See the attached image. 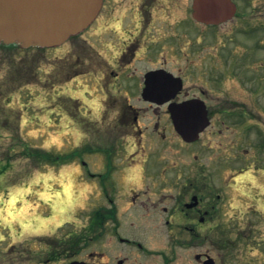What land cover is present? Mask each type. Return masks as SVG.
I'll return each mask as SVG.
<instances>
[{
  "label": "flooded vegetation",
  "instance_id": "flooded-vegetation-1",
  "mask_svg": "<svg viewBox=\"0 0 264 264\" xmlns=\"http://www.w3.org/2000/svg\"><path fill=\"white\" fill-rule=\"evenodd\" d=\"M234 4L231 17L206 23L194 18V0H103L89 27L90 44L80 42L68 52L69 41L59 47L58 71L62 75L67 72L65 79L57 80L53 109L57 117L69 122L66 102H71L97 138L101 129L112 125L110 147L103 150L108 164L107 188H100V174L89 175L97 181L101 195L96 191L94 197L102 204L90 216L92 236L81 239L80 232L64 233L61 226L53 233L47 227L51 235L30 236L34 241L24 237L13 242L5 237L0 243L8 241V253L23 246L21 264H142L147 255L154 254L143 246L145 239L156 247L157 264H245L250 255L264 264V125H257L259 114L242 102L255 93L257 69L264 64L251 54L264 56V0H234ZM12 49L16 46L0 45V52L8 50L10 57ZM5 59L0 56V71L7 64L4 74L8 75L11 62ZM85 75H89L90 94L95 99L93 109L79 99L60 95H67L66 85ZM8 79L0 83L3 89L13 86L12 76ZM14 96L15 92L7 97L0 93V131L20 130L11 115ZM143 112L151 113L148 122L139 119ZM180 124L190 138L196 135L193 131L200 130L197 137L184 141L177 133ZM68 128L80 131L81 124L73 119ZM231 139L237 140L234 145ZM117 140L121 141L114 145ZM214 147L230 150L211 160L207 154ZM64 165L62 158L49 169L58 171ZM54 178L52 174L45 182L41 176L33 186L32 175L26 178L32 188L29 197L34 187L44 186L35 196L48 205L49 215L43 217L42 211L27 208L24 216L20 215L19 201L8 210L12 217L5 213V224L0 206V224L10 229L19 222L47 225L54 212L57 216L59 207L65 205L58 196L47 195L46 183ZM230 182L245 192V204L236 206L234 217H230L236 236L226 237L225 231L219 230L213 240L216 255L212 256L205 247L208 237L199 230L210 223L215 226L219 207L226 202L224 186ZM2 183L0 179V186ZM4 201L9 204L10 197ZM240 226L248 231L241 232ZM124 227L163 231L153 241L115 235V241L102 242L106 229L117 233ZM176 230L187 236H178ZM96 244L106 245V252L94 248Z\"/></svg>",
  "mask_w": 264,
  "mask_h": 264
},
{
  "label": "rangeland",
  "instance_id": "rangeland-1",
  "mask_svg": "<svg viewBox=\"0 0 264 264\" xmlns=\"http://www.w3.org/2000/svg\"><path fill=\"white\" fill-rule=\"evenodd\" d=\"M87 41L90 42V31L88 30L87 32L85 31L84 33H82L78 38H74L73 41L68 42L67 52L69 51V48L72 49L75 44L78 45V43L80 42H84V45L87 46V44H85ZM101 47L103 48V52H105L106 48L104 46ZM11 52V57L9 56L10 52L8 50H1L0 52V56L5 57V60L7 62H11V73L9 72L10 74H4V72L6 71V67H8L7 64L2 67L0 71V83L3 84L5 81L7 82L9 80L8 78L12 76L13 82L11 85L13 86H10L7 89H3V85H0V93L4 94V96L7 97L8 93L15 92V96L13 98L11 97L12 105L14 107V111L11 113V115H16V117L21 116V118L18 119L20 130L19 128H11L8 132L0 131V163L6 166V170L8 171L6 176L10 182V185L20 184L27 181L26 178L28 175H32L35 183L40 176H42L46 182L53 174L56 178H54L52 182L46 183L47 187L45 188L47 189V195L58 196L60 199L64 200L65 205L64 208L62 206L59 207V214L57 216H55L54 212L47 225L44 224V222L40 223V221H36L34 224L32 223V221H30L29 223L32 224V226H30L29 224L27 225L23 222H19L18 225L14 226L15 229H10L7 228V226H3L2 224H0V242L3 241L5 237L9 241L13 240V242H15L17 239L21 240L24 237L28 238L27 240H32L35 237L31 238L30 236L51 235V230H46L47 227H51V229H53V233L58 227L61 226H64L61 232L66 233L74 230L75 232L79 233L80 231H83V228L85 226H87L90 214H94L98 208L102 207V204H99L98 199L94 197L96 191H98V193L96 194L101 193L100 189L97 190V181L90 179L88 175L90 174L89 170L94 173H101L99 177L101 183L100 188L104 190L107 188V178L105 174H107L108 172V164L107 161H105L106 154L103 152V150H106L108 146L110 147V144L108 143H110L111 138H109L108 134H110V136L113 135L114 131L112 125L107 129H101L102 135L97 138L95 137L93 131L90 132L88 120H84L82 119V117L80 118L78 116L79 110L76 108L75 110H73V104L71 102H69V105L68 102H66L68 106L67 110L69 113L66 111L67 114H65L67 118H71V122L73 121V119H75V121H78V123L80 122L81 133H79L75 129L68 128L70 121L68 122L65 117H57L55 110L53 111V109H51L55 107L53 105L57 104V98L53 95L59 85L57 83V80L61 78L65 79L64 77L67 72L66 71L65 74L62 75L61 71H58V49H50L46 51L37 49H12ZM70 53H72L71 50ZM251 54L254 55V58L257 56L256 60L258 62L261 60L264 61V56L260 57L256 55L255 52L254 54ZM82 55L88 60L89 56H85L83 53ZM69 73H73V71ZM71 83L73 84V91L70 90V93H67V95H65V92L59 94L64 95L70 99H79L83 106L87 107L88 109H93V102L95 99L90 94L91 87L89 75H85L80 79L71 81ZM256 83L257 87L255 93L242 102L245 104V107L248 110L255 109L259 114V117L256 118L257 125H261V123L262 125H264V64L262 65V67L257 69ZM62 85L63 84H61V86ZM70 85L71 84H69L68 86ZM66 90H68V87ZM76 94L78 96H76ZM4 102L5 101L1 102V105ZM80 109L82 110V112L85 110L82 108V106ZM262 116L263 118H261ZM139 119L141 121L143 120L148 122L149 119H151V113L143 112L141 113V118ZM60 124L62 126L58 127V125ZM261 126H259V128L263 130ZM63 127L66 128L63 129ZM221 127L224 126L221 125ZM105 129L106 134H104ZM75 137L78 139H76ZM78 140L80 141V143H78ZM120 141L121 140H117L114 145H116ZM231 141L234 145L237 140L231 139ZM228 142L229 140H226L225 144ZM232 142H230V144H232ZM76 143H78L79 146H76ZM112 146L113 145H111V147ZM95 149L97 150V152H95ZM80 150L83 151L82 160L86 163V167L82 165V162H77L78 165L75 164L76 167H63L58 171H56V168L52 167L51 169H49L50 167L44 163L38 164L39 162L37 161V158L33 156L34 151L39 153L47 151L52 155H58V153H60L67 156L70 154H74L75 151L77 154ZM229 150L230 147L220 149L214 147L209 149L207 155L211 160L217 157L221 158L222 155L226 156ZM95 154L97 155L95 156ZM256 157L260 158L258 157L257 152ZM10 165L11 169H8ZM117 167L118 166L113 167V169L115 170L117 169ZM48 170L49 172L53 173H46ZM213 181L217 183L216 175L213 176ZM256 182H258V180H256ZM244 193L237 187L236 189L233 188L231 182L229 186L225 185L222 194L226 199V202L223 207H219L220 215L219 218H217L218 220L215 219L216 221L215 223H213L215 226L212 227V223H210L208 226L199 230L201 235H206L208 237L209 241L205 247H207L208 251L211 252L210 254L212 256L216 255L217 248L213 244V240H216V236H219V234L216 235L217 233H219V230L225 231L226 237L236 236L237 229L234 228L233 222L230 217H234L236 206H242L245 204L244 202H242L245 198ZM34 195L35 193L33 192L30 197L26 195L23 203L20 204V215L24 216V214L26 213V208L27 210L34 208L33 204L36 203ZM40 203L41 201H38L39 207ZM10 204L12 203H9L1 210V214L3 212L1 216V222L3 224H5V222L8 220L6 217L10 215L12 217L13 215L8 212ZM26 205L29 206L26 207ZM41 211L44 214L43 217L50 214L49 207L48 205L46 206V204H43L41 206ZM5 213H7L6 217L4 216ZM216 225L224 226V228H216ZM262 225H264V223ZM240 227H242L239 228L241 232L246 233L248 231L247 228L243 226ZM125 228L127 227L117 229V233L112 228L106 229L105 233L102 236V242H105L107 240L113 241L115 239V233L118 236L129 237L135 240L136 237H144L151 238V241H153V238L161 236V233L163 231H158L153 228ZM261 230L264 234V227L261 228ZM253 231H256V227L253 229ZM176 232L178 236H187V234L183 231L176 230ZM258 235V233L253 234V236ZM142 241H144L143 246L146 248V250H148V252L149 250H153L152 253H154L151 255H147V259H144V262L142 261V264H157L158 259L156 258L157 256H155L154 252L156 250V247L154 248V244H152L151 242L149 243L145 239ZM8 245L9 243L7 240L4 243H0V264H21V260L25 259V256L22 255V252H24V247L18 246L17 252L11 254L8 253L9 250H6ZM100 245L96 244L93 246L94 248L106 252L104 249L105 247L103 248V246L106 245H102V247ZM12 250H14V248ZM85 252H88V250ZM180 253L183 254L182 252ZM186 254H192V252ZM186 258L188 259L189 257H187L186 255ZM255 259L256 258L254 256L250 255L246 258L245 264H258Z\"/></svg>",
  "mask_w": 264,
  "mask_h": 264
},
{
  "label": "water",
  "instance_id": "water-1",
  "mask_svg": "<svg viewBox=\"0 0 264 264\" xmlns=\"http://www.w3.org/2000/svg\"><path fill=\"white\" fill-rule=\"evenodd\" d=\"M101 3L102 0H0V44L21 48L58 46L89 26ZM233 11L230 0H194V18L202 22L222 21ZM179 131L184 136L185 132Z\"/></svg>",
  "mask_w": 264,
  "mask_h": 264
},
{
  "label": "trees",
  "instance_id": "trees-1",
  "mask_svg": "<svg viewBox=\"0 0 264 264\" xmlns=\"http://www.w3.org/2000/svg\"><path fill=\"white\" fill-rule=\"evenodd\" d=\"M33 156L36 157V158H38V157H43V156H47V155H46V153H43V154H42V153H39V152L34 151ZM93 231H94L93 226H92L91 224H89V225L83 230V232L80 234L81 239L86 238V237H88V236H91V233H92Z\"/></svg>",
  "mask_w": 264,
  "mask_h": 264
}]
</instances>
